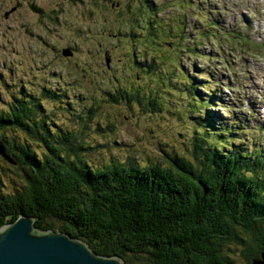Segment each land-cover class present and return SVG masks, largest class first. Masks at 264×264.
<instances>
[{"label": "trees", "instance_id": "trees-1", "mask_svg": "<svg viewBox=\"0 0 264 264\" xmlns=\"http://www.w3.org/2000/svg\"><path fill=\"white\" fill-rule=\"evenodd\" d=\"M142 3L150 16L142 23L143 37L151 39L149 34L157 33L181 43L184 17L173 26L155 22L161 6H153L151 0ZM185 3L191 2L181 0L180 5ZM213 22L206 27H213ZM131 23L125 32L132 30ZM208 30L200 31L198 38L210 34L215 42L218 37ZM248 42L243 38L241 43ZM185 48L189 55L194 51ZM137 64L152 75L158 62L152 56L148 64L143 60ZM181 91L191 96L195 92L185 86ZM66 93L44 88L35 96L21 87L0 105L4 153L0 156L19 178L12 191L0 190V227L25 213L38 229L77 236L95 252L117 256L123 264H237L230 255L236 250L238 262L253 264L260 257L264 149L236 145L239 139L234 133L213 123L210 98L205 109L191 118L196 130L185 143L187 154L165 155L164 165L146 159L140 163L127 155L121 161L112 157L94 162L90 154L99 132H112L114 123L95 116V103L77 110L78 95L64 102ZM197 94L206 98L198 89ZM43 98L65 112L73 126L53 120L51 113H59H50ZM115 98L145 103L152 110L162 105L148 90Z\"/></svg>", "mask_w": 264, "mask_h": 264}, {"label": "rangeland", "instance_id": "rangeland-1", "mask_svg": "<svg viewBox=\"0 0 264 264\" xmlns=\"http://www.w3.org/2000/svg\"><path fill=\"white\" fill-rule=\"evenodd\" d=\"M151 1L163 9L155 22L173 26L184 17L181 43L148 31L152 38L143 37V20L150 16L142 0H0V105L21 87L35 96L44 88L67 90L64 102L78 95L77 110L95 103V116L114 123L112 132H99L90 154L94 162L127 155L165 165V155L187 154L185 143L196 130L191 118L210 98L213 123L234 133L236 145L264 149V0H188L185 6L181 0ZM130 22L132 30L125 32ZM208 29L215 42L208 32L198 38ZM243 38L250 43H241ZM185 46L194 48L191 55ZM67 47L71 54L63 55ZM152 56L158 64L147 75L137 62L148 64ZM184 86L196 93L186 95ZM197 89L206 98L197 97ZM142 90L161 108L113 100ZM41 100L50 113L58 111L53 120L73 126L53 102ZM15 171L0 156L4 193L18 184ZM237 253L230 254L237 264H247L238 262Z\"/></svg>", "mask_w": 264, "mask_h": 264}, {"label": "water", "instance_id": "water-1", "mask_svg": "<svg viewBox=\"0 0 264 264\" xmlns=\"http://www.w3.org/2000/svg\"><path fill=\"white\" fill-rule=\"evenodd\" d=\"M70 55L69 47L62 49ZM0 154L4 156L0 148ZM264 264V252L252 260ZM0 264H123L114 255L95 252L87 242L64 231L41 230L25 213L0 227Z\"/></svg>", "mask_w": 264, "mask_h": 264}, {"label": "bare ground", "instance_id": "bare-ground-1", "mask_svg": "<svg viewBox=\"0 0 264 264\" xmlns=\"http://www.w3.org/2000/svg\"><path fill=\"white\" fill-rule=\"evenodd\" d=\"M259 106V105H258ZM236 108V107H235ZM234 116V115H233ZM254 130V129H253ZM234 136V135H233ZM233 138V137H232ZM232 143V142H231ZM246 146V145H245ZM57 231H59V230H57ZM71 235V234H70ZM72 236H74V235H72ZM75 237H77V236H75ZM77 238H79V237H77ZM80 239V238H79ZM80 240H82V239H80ZM84 241V240H83Z\"/></svg>", "mask_w": 264, "mask_h": 264}]
</instances>
